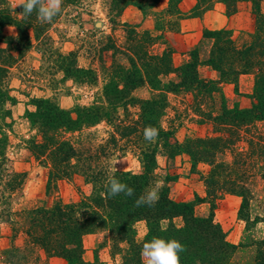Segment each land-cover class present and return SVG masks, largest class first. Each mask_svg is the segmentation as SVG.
<instances>
[{
    "label": "trees",
    "instance_id": "1",
    "mask_svg": "<svg viewBox=\"0 0 264 264\" xmlns=\"http://www.w3.org/2000/svg\"><path fill=\"white\" fill-rule=\"evenodd\" d=\"M195 1L192 16L216 3L223 5L226 15H231L240 3L252 1L254 27L239 30L236 35L226 27L205 28L202 37L210 41L208 56L200 59V48L196 46L189 51L187 60L175 64L168 44L160 51L154 50L164 35L155 36L152 30H138L137 25L124 22L125 45L107 35V43L97 49L92 47L90 63L84 65L79 63V55L88 32H77L71 37L74 48L64 52L49 36L61 12L51 23H41L35 12L25 16L22 7L14 8L9 0H0V217L6 216L11 225V242L20 236L25 246L13 244L11 252L23 254L34 248L46 259L59 257L66 264H94L83 258V237L104 232V241L119 254L120 264H143L135 228L143 220L144 243L158 236L177 239L185 246L181 264H229L237 250L249 255L243 264H264V236L249 234L238 244L230 242L211 213L198 214L193 201H177L169 196L167 183L173 176L156 173L158 157L170 167L177 156L185 155L191 167L199 163L207 166L202 179L209 196L217 199L223 194L235 195L240 198L239 218L247 222L248 211L256 210L253 222H264L263 203L258 201L255 190L256 180L264 179V133L256 126L262 122L264 129V14L258 8V0ZM180 2L107 0V16L116 25L120 14L134 7L143 18L153 17L156 30H174L177 19L184 15ZM65 3L84 7L85 0H63ZM160 4L164 6L157 10ZM7 26H13L16 33L7 34ZM30 51L41 55L45 64L43 79L48 75L46 85L51 94L31 97L34 110H25V118L35 131L27 140V148L47 168L48 187L57 180L79 178L88 191L74 201L58 197L49 204L12 209L22 194L26 175L7 164L8 131L13 123L11 107L16 102L10 77L13 68ZM201 66L214 70L215 78L203 77ZM242 75L252 77L251 104L231 108L225 103L221 84H232L236 89ZM67 81L95 89L92 101L61 107L57 94L65 89L59 87ZM143 86L148 88L149 96L134 95ZM180 92L191 96L188 110L198 117V124L211 121V135L184 134L180 138L178 128L186 114L177 108H173L175 114L167 127L163 126L162 118L169 106L167 95ZM208 99H220L218 106L213 105L215 113L205 109ZM129 108H134L131 116ZM101 122L111 129L99 138L90 128ZM148 126L158 129L152 142L144 138ZM127 148L137 155L139 172L114 168L115 156ZM113 173L134 189V195H107L104 185ZM156 184L162 185L157 202L137 207L136 199Z\"/></svg>",
    "mask_w": 264,
    "mask_h": 264
},
{
    "label": "rangeland",
    "instance_id": "2",
    "mask_svg": "<svg viewBox=\"0 0 264 264\" xmlns=\"http://www.w3.org/2000/svg\"><path fill=\"white\" fill-rule=\"evenodd\" d=\"M9 2L13 6V0H9ZM187 2L189 4L187 9L183 5L179 6L184 15L182 18L177 19V28L164 31L156 30L153 17L143 18L140 11L134 7L126 8L118 18L119 24L112 25L107 16V0H85L84 7H77L72 4L67 5L65 3L61 5V13L56 23L53 24L49 36L55 46L66 52L74 48L71 37L75 36L77 32L82 33L83 30L84 32H88L85 41L86 45L83 50H80L81 53L79 55V63L88 65L92 58L90 52L94 50L92 47L95 46V49H97L106 44L107 35L113 36L117 44L125 45V27L122 25L125 22L137 25L138 30H152L155 36L164 35L163 38L157 40L154 50L160 51L168 44L173 50L172 58L174 63L180 64L189 58V51L196 46L200 48V59L204 60L208 56L210 41L202 37L205 28L218 29L226 27L236 35L239 30H252L254 27L255 11L252 1L240 3L237 11L231 15H226L224 7L216 4L211 9L203 11L197 16L190 14L196 1L194 0V4L189 0ZM258 5L259 10L264 14V0H258ZM163 6V4H160L156 9L159 10ZM75 17H78L75 21H67V19ZM4 31L7 34L13 35L16 33V29L13 26L5 27ZM43 70L45 71V64L41 59V55L38 52L30 51L13 68L10 77V85L13 88L12 94L16 97V102L11 107L13 123L10 131H8L9 144L7 147V157L9 160L7 164L12 170L24 172L26 175L22 194L15 203L13 202L12 209L20 206L31 207L43 202L49 204L58 197H61L65 201H74L88 191V187L83 185L79 178L72 181L57 180L48 187L47 168L43 167L27 148V140L35 131L30 128L25 118V110H34V106L30 101L31 97L51 94L49 86L46 85L49 78L45 74L44 78L46 80L43 79ZM48 72H50L49 69ZM200 73L206 78H215L216 76L215 71L207 66H201ZM252 85L253 82L250 75L240 76L236 89L232 84H221L226 105L231 108L235 106L241 108L249 107L251 104L250 93ZM59 89L61 91L57 94V100L63 108H70L75 102L79 104L90 103L95 91V89L91 90L73 85L71 81L60 85ZM149 93L146 86L134 91V95L138 97H147ZM167 96L170 108L168 106L166 115L162 118L164 127H167L169 119L175 114L173 108H177V110L186 114L182 127L178 128V136L180 138L184 134L193 136L211 135V121L198 124L196 121L198 117L192 115L191 111L188 110H191L192 99L189 94L180 92L178 94L169 93ZM219 102L220 99H208L205 103V109L207 111L213 110L215 113L217 109L213 108V105L216 104L215 106H218ZM129 109V116H131L134 108ZM119 115L122 118L123 115L121 113ZM261 124L262 122H259L256 126L261 128L260 130L264 133ZM110 129L104 122L90 128L91 131L97 132L99 138L106 136V131ZM119 153L113 160V165L118 159L123 161L116 165L118 170L132 172H139L141 170L138 157L131 149L127 148L125 151ZM157 160L158 168L156 169V173L161 177H164L166 174L173 176L167 183L169 196L177 201H193L194 210L198 214L211 213L213 219L226 232L227 239L230 242L238 244L240 240H245L244 237L249 234L255 237L264 236V222H253L256 210L248 211L250 219L246 222L238 216L239 198L237 199L230 194H223L215 199L206 193L202 179L208 169L206 165L199 163L191 167V163L185 155L177 156L170 167L166 166L163 158L158 157ZM255 188L257 190L258 201H261L263 203L261 205L264 207V179H257ZM6 218V216L0 217V264H66L59 257L46 259L42 252L34 248L32 252L25 250L23 254L17 251L11 252L13 244L22 248L25 246L20 236L14 242H11V225L6 221ZM176 221L178 222V219ZM135 228L136 240L143 248L144 235L146 233L145 222L143 220L138 221L135 224ZM245 228H248L246 232ZM104 238V232L85 235L83 237V258L94 264H120L119 254H116L111 249L110 244L107 241L105 242ZM36 255L38 256L36 257ZM248 256L247 252L237 250L233 261L229 264H243L248 259Z\"/></svg>",
    "mask_w": 264,
    "mask_h": 264
},
{
    "label": "clouds",
    "instance_id": "3",
    "mask_svg": "<svg viewBox=\"0 0 264 264\" xmlns=\"http://www.w3.org/2000/svg\"><path fill=\"white\" fill-rule=\"evenodd\" d=\"M62 3L63 0H13V7H22L25 16H31L35 12L41 23H51L53 18L61 12ZM158 134V129L155 127L148 126L144 129V138L149 142L154 141ZM122 162L120 159L116 160L114 167L117 169L116 165ZM161 186L156 184L146 189L136 199V206H153L159 198ZM104 187L109 197H115L121 193L125 196L134 195V189L121 182L114 173L108 176ZM185 250V246L177 239L153 236L150 241L144 243L141 255L143 264H181L180 255Z\"/></svg>",
    "mask_w": 264,
    "mask_h": 264
},
{
    "label": "crops",
    "instance_id": "4",
    "mask_svg": "<svg viewBox=\"0 0 264 264\" xmlns=\"http://www.w3.org/2000/svg\"><path fill=\"white\" fill-rule=\"evenodd\" d=\"M189 1H191V3L192 4H194V0H189ZM242 3H244V2H242ZM241 3V4H242ZM216 4H220V3H216ZM215 4V5H216ZM183 5V7H185V9H187L188 7H189V4H188V2H187V0H182L181 2H180V4H179V6H182ZM220 5H222V4H220ZM214 6V5H213ZM223 6V5H222ZM233 196H235V195H233ZM237 199L239 198V197H237V196H235ZM240 199V198H239Z\"/></svg>",
    "mask_w": 264,
    "mask_h": 264
}]
</instances>
